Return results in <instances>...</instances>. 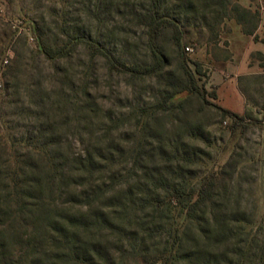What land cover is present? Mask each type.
I'll use <instances>...</instances> for the list:
<instances>
[{
	"label": "trees",
	"instance_id": "trees-1",
	"mask_svg": "<svg viewBox=\"0 0 264 264\" xmlns=\"http://www.w3.org/2000/svg\"><path fill=\"white\" fill-rule=\"evenodd\" d=\"M260 8L243 6L238 0H147L137 17L146 28L149 62L144 65H129L100 40L71 33L65 20L55 24L59 28L53 38L36 21L31 22V32L43 62L53 66L52 78L62 73V64L81 47L87 50V65L97 57L109 70L139 78L165 72L167 57L159 38L167 27L173 29L174 43L180 46L183 24L199 20L214 30L227 18L257 40ZM15 32L0 42V264H264V215L255 219V213L246 212L238 201L231 205L228 187L222 183L238 175L233 153L196 186L188 185L179 169L171 170L177 172L172 175L166 168L149 175L150 183L138 190L143 192L141 199L130 187L116 188L111 183L119 173L114 171L115 154L118 167L130 160L129 170L144 171L152 156L148 144L135 148L130 157L112 140L92 146V134L85 137L79 128L82 115L89 112L87 84L79 95L61 89L57 100L50 95L45 100L48 85L41 79H25L29 104H21L17 64L4 59ZM184 53L181 48V78L162 92L153 108H181L197 95L231 118L233 130L247 126L250 113L240 115L207 100L208 95L216 99L215 89L208 92L198 83L201 64L194 62L192 69ZM253 55L264 60L260 52ZM146 113L147 108L139 109L144 122ZM23 115L27 121H17ZM68 131L77 133L78 139ZM77 144L82 147L76 151ZM146 209L157 213L148 222ZM147 242L157 245L153 251Z\"/></svg>",
	"mask_w": 264,
	"mask_h": 264
},
{
	"label": "rangeland",
	"instance_id": "rangeland-1",
	"mask_svg": "<svg viewBox=\"0 0 264 264\" xmlns=\"http://www.w3.org/2000/svg\"><path fill=\"white\" fill-rule=\"evenodd\" d=\"M238 1L252 9L261 5L259 0L252 3L250 0ZM145 7L147 0H0V42L11 31H16L4 59L9 58L17 64L18 89L22 93L19 102L27 106L29 104V98L24 95L25 79H41L48 85L49 94L43 93L42 96L45 100L49 95L52 100H57L61 89L66 93L76 91L79 95L87 84L89 112L88 116L85 113L82 115L79 128L83 129L85 137L92 134V146H104L112 140L125 157H130L135 148L146 143V149L152 152L150 160H147V168L138 172L129 170L130 160L125 166L118 167L115 154L113 166L117 168L114 171L118 169L119 173L111 183L116 188L130 187L133 193L141 190L143 183H150L149 175L163 172L166 168L172 175L177 172L172 173L171 170L179 169L182 179H186L188 185L196 186L203 175L218 169L233 153L238 162V175L233 181H222L228 187L227 200L231 205L238 201L245 206L246 212L252 210L255 213V219L261 218L264 215V61H260L257 55L250 56V62L257 67L256 73L237 78L238 89L244 98L243 107L238 91L232 92L234 88L219 101L207 96L208 101L232 112L240 115L250 113L251 118L246 120L247 126L233 130L229 126L231 118L223 116L215 106L204 103L197 95L188 98L181 108L170 111L153 108L161 99L162 92L169 89L171 84H176L178 76L181 78V48L192 69L194 62L201 64L198 83L208 92L214 89L209 81L211 72L214 69L221 70L220 62L232 61L240 44H235L233 38H229L232 42L229 43L226 37L233 19L226 18V22L215 26L214 30L199 20L183 24L184 34L180 46L174 43L173 29L167 27L159 38V45L167 57L165 72L139 78L111 71L97 57L87 65L89 56L82 47L70 61L62 64V73L52 78L53 66L43 62L32 37V21L39 23L47 30V35L53 38L58 33V26L65 20L72 28L71 33L75 31L100 40L129 65H144L149 62L146 28L138 23L137 17ZM218 39L221 41L217 43ZM186 46L190 50L186 51ZM4 59L2 65H5ZM227 72L225 70L223 75H228ZM229 81L227 88L231 89L235 80ZM141 107L147 108L143 118L146 122L139 116ZM26 118L23 115L17 121L24 123ZM225 118L227 123L223 122ZM69 133L78 139L77 133ZM75 146L76 151L82 147L80 144ZM108 153L109 150H106V155ZM142 193L138 192L137 198ZM178 211L176 217L180 221L182 217ZM144 213L145 222L157 215L150 209ZM146 246L149 251H153L157 245L147 242Z\"/></svg>",
	"mask_w": 264,
	"mask_h": 264
},
{
	"label": "crops",
	"instance_id": "crops-1",
	"mask_svg": "<svg viewBox=\"0 0 264 264\" xmlns=\"http://www.w3.org/2000/svg\"><path fill=\"white\" fill-rule=\"evenodd\" d=\"M261 2L264 3V0H259L260 4ZM260 17V25L255 32L257 40H254L253 36L244 34L240 25L234 21L229 23L231 28L230 31L226 32V37L228 36L229 43L231 42L230 39L233 38L235 44L236 42H240V44L237 46L236 52L234 51L235 56L232 61L226 60L220 62L222 66L221 70L214 69L210 74L209 81L213 84L215 89L216 101H219L221 97L224 99L223 95L230 94L232 88H234L232 92L238 91L240 98H242L243 107L244 98L238 89L237 78L239 76L256 73L255 68L257 67L255 66V63L250 62V56H252L253 53L260 52L264 56V6L262 4L260 8ZM223 69L224 71H228V75H223ZM231 79H234L235 81L231 89L230 87L228 89L227 86L231 82L229 81Z\"/></svg>",
	"mask_w": 264,
	"mask_h": 264
},
{
	"label": "built area",
	"instance_id": "built-area-1",
	"mask_svg": "<svg viewBox=\"0 0 264 264\" xmlns=\"http://www.w3.org/2000/svg\"><path fill=\"white\" fill-rule=\"evenodd\" d=\"M33 38L31 37V40H32ZM186 50H190V47H186Z\"/></svg>",
	"mask_w": 264,
	"mask_h": 264
}]
</instances>
